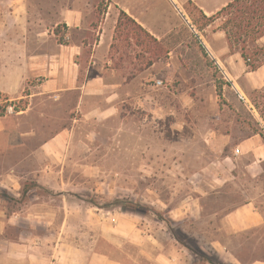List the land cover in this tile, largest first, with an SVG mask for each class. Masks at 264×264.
<instances>
[{"label": "rangeland", "instance_id": "374dc122", "mask_svg": "<svg viewBox=\"0 0 264 264\" xmlns=\"http://www.w3.org/2000/svg\"><path fill=\"white\" fill-rule=\"evenodd\" d=\"M23 1L24 8L20 11L12 5V0H0V51L6 49L10 35L17 38L21 35L17 20L22 13H28L33 36L52 32L56 35L57 28H61L57 39L67 32L77 35L63 25L54 26L60 7L71 0ZM99 2L103 5L102 0ZM173 14L175 27L163 42L172 53L159 57L144 54L135 40L118 32L111 54L113 66L124 75L130 90H136L135 100L140 101V104H128L132 113L129 122L132 126L140 125L143 135L157 139L159 153L154 170L149 167L134 170V139L127 141L130 155L119 156L114 150L110 155L77 157L78 161L102 163L105 169L101 171H90L86 166H75L79 170L72 171L68 168V158L66 161L57 158L54 162L48 156H37L35 151L44 141L73 123L76 94L67 93L59 101L41 96L11 102L0 92V264H163L157 259L159 243L167 246L165 253L171 244L187 249L177 253L178 264H210L205 257L223 260L210 247L212 240L231 246L246 262L264 257L263 242L253 237L246 241L245 234L231 240L223 225V216L245 199L237 186L205 196L201 205L203 214L198 218H171L169 208L164 205L169 202L177 206L185 191L203 195L196 188L204 182L197 171L198 148H184L181 143L188 142L185 140H175L171 145L172 137L187 133L197 138L199 133L213 129L219 119L236 137L243 136L240 131L244 125L239 123L243 124L248 117L244 101L250 104L247 92L254 90L250 81L261 84L253 96L264 109V74L246 76L244 64L235 67L232 77L223 72L232 88L224 87L219 96L217 85L222 81L219 73L208 64L191 36L184 13L175 10ZM189 23L208 52L215 53L193 21ZM220 25L217 21L206 29L208 38L213 37L218 46L220 36H215L213 31ZM89 37L95 38L92 33ZM150 61L154 63L149 66ZM158 80L163 84L158 85ZM137 86L141 87L140 92ZM28 92L27 89L25 93ZM26 108L28 111L23 112ZM99 132L102 137L98 141L89 140L90 144L103 148L117 144L115 139L107 137L108 126ZM142 143L144 146L145 141ZM143 160L149 163L148 156ZM63 162L64 172L45 174L47 182H58L61 178L69 181L63 193L39 184L37 176L43 174L45 165L62 167ZM167 166L174 171L167 170ZM205 181L213 182V173L207 172ZM240 182L248 185L253 181L242 175ZM151 196L156 197L157 203ZM135 233L145 239L133 238ZM200 246L209 249L202 250Z\"/></svg>", "mask_w": 264, "mask_h": 264}, {"label": "crops", "instance_id": "0c3cea01", "mask_svg": "<svg viewBox=\"0 0 264 264\" xmlns=\"http://www.w3.org/2000/svg\"><path fill=\"white\" fill-rule=\"evenodd\" d=\"M102 1L104 8L100 15L99 0H71L68 5L60 7V16L55 22V28L63 25L68 31L77 32L76 36L67 32L64 37L65 44L59 43L55 32L47 36L31 35L28 13L19 15L17 21L21 24V26L18 25L22 28L21 35L18 38L10 35L6 39V49L0 51V92L5 93L11 102L41 96L59 101L67 93L76 94L77 101L72 108L76 112L73 123L44 141L35 151L37 156L46 158L48 156L54 162L57 158H62L63 161L68 158L67 164H70L68 168L71 167L72 171L79 170L75 166H86L87 170L101 171L105 169L102 163L78 161L77 157L110 155L114 154V150H117L116 153L119 156L130 155V151L127 152L129 150L127 141L134 139L133 155L136 157L134 170L138 172L146 167L154 170L159 153L157 139L153 137L152 140L151 135H143L140 125L135 123L132 126L129 122L128 118L132 113L128 104H140V101L135 100L134 90H130L129 84L118 67L113 66L114 60L111 54L119 14L122 10L125 11L150 34L165 43L175 27L173 22L175 10L180 14L184 13L182 15L187 27L197 35L189 23L192 19L184 8L187 2L192 1L207 16H212L233 0ZM12 5L22 11L24 1L12 0ZM90 33L95 36L93 40L89 37ZM213 34L220 36V46L215 44L213 37L207 39L203 34L202 36L215 50V53H208L216 63H219L223 72L232 77L235 67L244 65L248 67L240 53L230 54L224 32L215 30ZM246 68L244 69L246 76L264 74V65L257 71H250V69L248 71ZM262 81L264 86L263 78ZM34 82L35 84H31ZM250 82L254 90L261 88L258 81ZM27 89L29 92L25 93ZM137 91H141L140 86H137ZM244 102L264 131V118L251 101L250 104ZM22 111L27 112L28 108ZM239 124L244 125L240 131L243 136L240 137H236L232 129H226L224 122L220 119L213 129L199 133L197 138L187 133L172 137L171 145L175 140H185L188 142L181 143L184 148H198L200 161L197 171L202 174L204 182L196 188L203 195L185 191L177 206L173 207L169 202L163 203L169 208L171 218L180 220L198 218L203 214L201 205L205 196L211 192L220 193L224 188L231 189L237 186L245 199L223 216V225L231 240L245 234L246 241L253 237L255 241L264 243V139L260 134L250 135L245 122ZM105 126H108L110 131L107 137L115 139L117 144L111 148H103L96 143L90 144L89 140L98 141L102 137L99 130L103 131ZM195 140H198V143H194ZM143 141H145L144 146ZM166 152L170 154L169 151ZM145 156L149 157V163L144 162ZM65 167L64 162L62 167L45 165L42 169L43 174L37 176L39 184L63 193V188L69 181L65 182L64 178H61V181L57 179L58 182H47L45 174L47 172L62 173ZM166 169L174 171L168 166ZM207 172L213 173V182L205 181ZM242 175L247 181L253 182L251 184L249 182L248 185L243 184L240 182ZM72 186L78 187L75 183H72ZM148 189L156 192L152 187ZM175 189L178 190V188ZM151 198L154 203H157L155 196ZM140 237L141 240L145 239L143 236H137L136 233L133 235L136 239ZM155 241L160 242L157 239ZM166 247L160 243L158 245L157 259L163 264H178L177 253L187 250L180 245L171 244L168 250L171 254L168 255V252H164ZM210 247L220 254L224 263L264 264V257H257L249 262L243 261L233 252L231 246L221 244L219 240H212ZM206 248L209 249L207 246H200L202 250H207Z\"/></svg>", "mask_w": 264, "mask_h": 264}, {"label": "trees", "instance_id": "16d2710c", "mask_svg": "<svg viewBox=\"0 0 264 264\" xmlns=\"http://www.w3.org/2000/svg\"><path fill=\"white\" fill-rule=\"evenodd\" d=\"M103 8V5L99 6V15L103 12ZM184 8L195 26L207 39L209 38L206 34V29L214 25L217 21H220L221 25L217 30L225 33L230 54L233 55L240 53L250 71H257L264 65V43H262V40L264 39V0H233L212 16H207L204 11L192 1L187 2L184 5ZM188 30L190 31L191 36L195 39L208 64L219 73L222 81L217 85V92L219 96H222V90L224 87L232 88L231 81L226 79L223 71L220 69L216 61L212 59L199 37L190 29ZM60 32L61 28H57L56 35L58 36ZM118 32H121L122 36L126 34L127 39L130 38V40H135V44L144 49V54H153L159 57L165 54L168 55L170 52L162 41H159L156 37L150 34L138 24L134 18L123 10L119 14L114 37H116ZM63 35L64 33L58 38V41L61 44H65L66 42L64 41L65 35ZM141 56L142 54L139 55V57ZM153 63L154 61H150L149 66ZM258 92L259 91L256 89L253 90L252 93L247 92V94L259 114L264 118V109L260 106L257 97L253 96ZM236 95L238 94L236 93ZM262 97L264 99V93ZM246 111L248 117L243 123L245 122L247 124L248 133L250 135L260 134L264 139V131L260 128L259 123L247 108ZM205 258L210 264H225L223 261H215L208 257Z\"/></svg>", "mask_w": 264, "mask_h": 264}, {"label": "built area", "instance_id": "2783aa9c", "mask_svg": "<svg viewBox=\"0 0 264 264\" xmlns=\"http://www.w3.org/2000/svg\"><path fill=\"white\" fill-rule=\"evenodd\" d=\"M218 66H219V65H218ZM157 84H158V85H162L163 82H162L161 80H158V81H157Z\"/></svg>", "mask_w": 264, "mask_h": 264}, {"label": "water", "instance_id": "95a60500", "mask_svg": "<svg viewBox=\"0 0 264 264\" xmlns=\"http://www.w3.org/2000/svg\"><path fill=\"white\" fill-rule=\"evenodd\" d=\"M217 64L219 65V63L217 62Z\"/></svg>", "mask_w": 264, "mask_h": 264}]
</instances>
